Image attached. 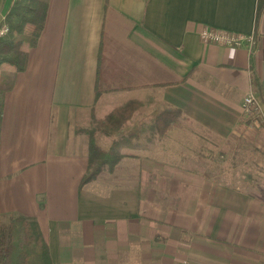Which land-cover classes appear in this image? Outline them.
<instances>
[{
  "label": "crops",
  "instance_id": "obj_1",
  "mask_svg": "<svg viewBox=\"0 0 264 264\" xmlns=\"http://www.w3.org/2000/svg\"><path fill=\"white\" fill-rule=\"evenodd\" d=\"M256 6L49 0L26 69L3 98L0 215L35 218L52 264H264V201L218 182L235 175L217 171L212 157L223 148L245 162L257 151L264 163V119L241 109L252 92L264 112V8L256 20ZM204 28L254 42L203 43ZM131 100L141 104L131 118L141 135L130 156L79 189L87 156L75 131ZM164 107L185 123L160 138L148 115Z\"/></svg>",
  "mask_w": 264,
  "mask_h": 264
},
{
  "label": "trees",
  "instance_id": "obj_2",
  "mask_svg": "<svg viewBox=\"0 0 264 264\" xmlns=\"http://www.w3.org/2000/svg\"><path fill=\"white\" fill-rule=\"evenodd\" d=\"M48 4L49 0H13L4 15L2 23L8 30L0 37V129L4 95L13 88L16 75L26 69L29 51L37 45L44 29ZM263 8L264 0H257L256 20ZM101 94L95 87L94 99ZM140 105L138 101H127L101 119H92L86 129H77V133L84 135L87 156L79 189L94 181L103 171L113 173L121 159L130 156V153L123 154L119 150L122 143L140 138L141 121L128 124ZM151 114L148 116L153 119L155 132L160 138L185 123L176 108L164 107ZM97 134L112 137L108 147L97 143ZM0 264H52L47 241L35 218L19 213L0 215Z\"/></svg>",
  "mask_w": 264,
  "mask_h": 264
},
{
  "label": "rangeland",
  "instance_id": "obj_3",
  "mask_svg": "<svg viewBox=\"0 0 264 264\" xmlns=\"http://www.w3.org/2000/svg\"><path fill=\"white\" fill-rule=\"evenodd\" d=\"M8 4H9V0H6V2L4 3L5 9L8 7ZM9 6H10V4H9ZM3 18H4V14L2 13L0 15V23L3 22V20H4ZM93 120H94V118H93ZM91 121H92V119H91ZM91 121H90V124H91ZM128 124L131 125L132 120H130L128 122ZM89 125H88V127H89ZM86 128L87 127L78 128V129H86ZM146 132H148V131H146ZM75 134L78 136V139H79L81 145L85 146L86 141H85L84 135L79 134L77 132ZM146 134H148V133H146ZM96 139H97V143L100 146L106 148L109 146V144L112 140V137L111 136H105L103 134H97ZM130 143H122L120 145V150H119L120 153L124 154V153L129 152L130 150H133V149H131L132 146ZM222 150H224V149L218 148L217 150H215L214 154L212 153V155H213L212 157H214V162H215L213 166L215 167V169L217 171H223V172L224 171L229 172L232 169L234 171L233 173H234L236 179L234 178V179L228 180V179L223 178V179H218L217 181L218 182H226V183H230L234 186L242 187L245 190L251 191L257 199L264 201V163H263V165L260 163L259 153H257V151H255L256 152L255 157H253L251 159H249V157L246 155L244 157L245 162H247L249 160H250V162L245 163V162H243V159L240 157V155H238L241 153L240 149H239V153L236 154L238 156L235 157L233 159V161L231 160V158L229 156L227 157L225 152ZM205 169H208V168H205ZM104 174L106 175L107 173H104ZM105 175L102 177V180L105 177ZM218 175H219V173H217V176ZM238 177H240V178L243 177L244 180L238 179ZM245 177H246V179H245ZM105 180L112 181V176L106 177Z\"/></svg>",
  "mask_w": 264,
  "mask_h": 264
},
{
  "label": "built area",
  "instance_id": "obj_4",
  "mask_svg": "<svg viewBox=\"0 0 264 264\" xmlns=\"http://www.w3.org/2000/svg\"><path fill=\"white\" fill-rule=\"evenodd\" d=\"M7 26L0 23V37L7 33ZM199 38L203 43L225 46L228 48L246 47L250 49L254 42L253 34H237L214 28H204L199 32ZM241 109L246 116L256 115L260 120L264 119V112L258 98L254 93H247L241 102Z\"/></svg>",
  "mask_w": 264,
  "mask_h": 264
}]
</instances>
